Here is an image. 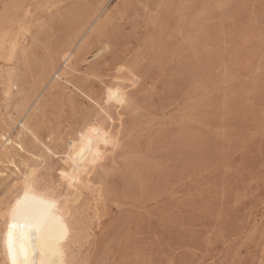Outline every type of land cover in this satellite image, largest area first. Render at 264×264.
Instances as JSON below:
<instances>
[{
    "label": "rangeland",
    "instance_id": "rangeland-1",
    "mask_svg": "<svg viewBox=\"0 0 264 264\" xmlns=\"http://www.w3.org/2000/svg\"><path fill=\"white\" fill-rule=\"evenodd\" d=\"M31 9L37 58L99 14L74 71L37 90L40 141L61 154L93 119L118 133L71 203L69 264H264V0H34ZM115 85L126 97L111 123L100 108ZM17 119L0 87V126L14 136ZM21 141L25 151H10L21 171L36 167L41 188L65 195L61 158ZM0 172L1 215L21 180L6 160Z\"/></svg>",
    "mask_w": 264,
    "mask_h": 264
},
{
    "label": "bare ground",
    "instance_id": "bare-ground-1",
    "mask_svg": "<svg viewBox=\"0 0 264 264\" xmlns=\"http://www.w3.org/2000/svg\"><path fill=\"white\" fill-rule=\"evenodd\" d=\"M32 1L34 0H7L0 11L1 94L7 104H14L18 112V119L14 122L17 128L14 136L11 131H8L9 125L0 126V164L6 160L7 164L11 165L17 174H20L21 180L19 192L4 206L5 208L0 215V245L4 264H11L7 248L6 217L10 206H14L18 199L24 197L25 184L27 183L38 197L54 201V207L50 210L53 215L48 219V227L45 231L52 234H64V239L61 242L63 260L64 264H69V248L78 235V225L75 222L76 216L71 203L81 197V188L91 183V175L97 166L104 161L107 147L116 148L118 133L114 134L103 122L93 119L77 131L75 136L64 142L65 150L61 154L40 141L36 130L31 125V120L40 106V95L37 94V90L47 85L52 88L57 81H62L63 77L74 71L71 68V62L83 50L87 31L93 28L99 14L94 16L89 25H82L73 37L65 38L55 47L46 48L43 56L37 58L34 53L37 34H33L32 25L27 22V19L31 18L34 13L31 9ZM38 33H42V29ZM65 82L68 81L65 80ZM103 96L104 102L100 108L101 113L105 119L113 123L115 119L110 110L123 107L126 91L121 85L106 86ZM118 115L119 113H117V121L120 124L121 117ZM92 129H97L98 132H92ZM82 133L86 137H92L91 146H89L86 138L82 140ZM23 137L29 138L36 144L41 143L47 155L61 158L64 168L58 171V175L65 187V195L61 197L56 195L54 187L41 188L36 167L25 166V170L21 171L14 162L10 156V151L11 149L25 151L21 141ZM30 212L38 218L49 215V210L39 202L30 207ZM39 236L40 234L36 232L35 228L25 227L17 230L18 245L22 244L27 248L29 261L34 258L36 264H41L42 260ZM20 259L23 260V254H21Z\"/></svg>",
    "mask_w": 264,
    "mask_h": 264
},
{
    "label": "snow or ice",
    "instance_id": "snow-or-ice-1",
    "mask_svg": "<svg viewBox=\"0 0 264 264\" xmlns=\"http://www.w3.org/2000/svg\"><path fill=\"white\" fill-rule=\"evenodd\" d=\"M92 132H98L97 129H92ZM87 139L89 146L92 143L91 136H85L82 133V140ZM107 143V140H105ZM90 150V147H89ZM83 152V149H81ZM39 202L49 210L48 217H37L35 214L30 212V207ZM54 207V201L46 200L42 197H38L32 190L29 184H25L24 197L18 199L14 206H10L7 212L6 223H7V248L8 255L11 260V264H36L33 258L29 261L28 251L22 244L18 245L17 242V230L28 227L35 228L36 232L40 234L41 240V264H64L63 260V248L62 241L64 234L46 232L48 227V219L51 215V209ZM66 232V230H65ZM23 254V260L20 259Z\"/></svg>",
    "mask_w": 264,
    "mask_h": 264
}]
</instances>
